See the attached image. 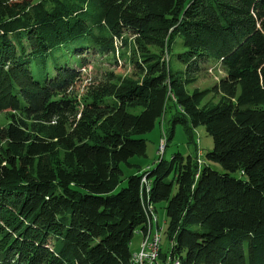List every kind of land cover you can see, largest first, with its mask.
<instances>
[{
    "label": "trees",
    "instance_id": "16d2710c",
    "mask_svg": "<svg viewBox=\"0 0 264 264\" xmlns=\"http://www.w3.org/2000/svg\"><path fill=\"white\" fill-rule=\"evenodd\" d=\"M87 50L127 52L133 76L79 96ZM214 64L224 76L189 93ZM0 115V264H133L162 205L155 264H264V0H0ZM164 121L166 147L203 126L212 149L146 168Z\"/></svg>",
    "mask_w": 264,
    "mask_h": 264
},
{
    "label": "rangeland",
    "instance_id": "374dc122",
    "mask_svg": "<svg viewBox=\"0 0 264 264\" xmlns=\"http://www.w3.org/2000/svg\"><path fill=\"white\" fill-rule=\"evenodd\" d=\"M125 37H127L128 41L132 43L135 36L126 35ZM88 44V40L84 38L71 43L70 50L80 49L84 46H87ZM57 51L59 52V50ZM121 53H123V59L121 60V63L118 64L117 62L115 63V60L112 58V56H96L90 50L83 52L81 56L85 57L86 59V67L82 70L80 79L77 81L74 87V91L78 92L79 96L83 95L86 91V88H88V86L94 81L99 80L101 75L107 71H111L118 75L126 77L133 76L132 67L127 61L129 54L123 51H121L120 54ZM166 57L168 58V62L170 61L171 66L182 68V66H180L171 55L170 57L166 55ZM59 60L61 62L67 60V63L71 65V67L75 68L76 66H74V64L78 61L76 56L70 59L67 55L60 57ZM203 68V71H201L197 75L195 84L193 86L187 87L189 93H191L194 89H210L215 85V83L218 82L220 78L224 76L223 72L221 71V67H219L218 64H214L211 67H207L206 65H204ZM211 97L212 95L209 96L207 100H209ZM216 101L217 99H215V102ZM5 123V117L3 115H0V126L2 127ZM169 129L170 124L167 121H164V124L162 126L157 123L153 131L145 136L147 149L146 159L143 161V165H145L146 168L152 167L155 162L161 157V153H159L161 140H163L164 145L162 157L166 160H169L176 152H179L184 157L188 155L196 157V154H199L202 158H204L205 154L212 149V139L206 134L203 126H199L193 131L192 137L194 142H196V147H194V143H188V137L183 126L175 127L173 139L168 143L166 147L167 140L166 133L164 132L169 133ZM196 148H198L197 151ZM213 166H215V170H217L218 172H222L221 168L218 165ZM129 174H131L130 171L125 169L123 181L115 192H118L125 187L126 179L129 177ZM162 207L158 206L157 208L156 219L158 226L154 227V230L161 229V248L162 250H165L168 248L170 242L167 240L165 234L167 225L164 210L162 209ZM141 242L142 236L140 235V232L135 233L130 245V250L132 253L138 251Z\"/></svg>",
    "mask_w": 264,
    "mask_h": 264
},
{
    "label": "built area",
    "instance_id": "2783aa9c",
    "mask_svg": "<svg viewBox=\"0 0 264 264\" xmlns=\"http://www.w3.org/2000/svg\"><path fill=\"white\" fill-rule=\"evenodd\" d=\"M118 58V53L116 54ZM118 63H121L118 61ZM163 140H161V146L159 147V153H163ZM142 182L146 184L143 179ZM147 185V184H146ZM149 213L147 217L146 232L142 234V242L137 252L132 255L133 264H155L158 261L159 253L161 250V235L160 230L155 229L157 227L156 214L149 207Z\"/></svg>",
    "mask_w": 264,
    "mask_h": 264
},
{
    "label": "clouds",
    "instance_id": "9594fccd",
    "mask_svg": "<svg viewBox=\"0 0 264 264\" xmlns=\"http://www.w3.org/2000/svg\"><path fill=\"white\" fill-rule=\"evenodd\" d=\"M118 54L120 55V53H118ZM116 58H117V57H116V55H115V60H116ZM117 59H118V58H117ZM118 61H119V60H118ZM118 61H116V62L118 63ZM120 62H121V61H120ZM118 64H120V63H118Z\"/></svg>",
    "mask_w": 264,
    "mask_h": 264
},
{
    "label": "crops",
    "instance_id": "0c3cea01",
    "mask_svg": "<svg viewBox=\"0 0 264 264\" xmlns=\"http://www.w3.org/2000/svg\"><path fill=\"white\" fill-rule=\"evenodd\" d=\"M140 235L142 236V233L140 232Z\"/></svg>",
    "mask_w": 264,
    "mask_h": 264
}]
</instances>
